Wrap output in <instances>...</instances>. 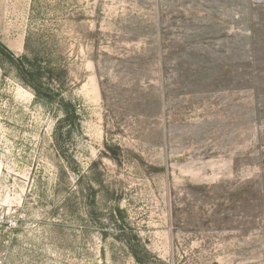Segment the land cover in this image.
I'll use <instances>...</instances> for the list:
<instances>
[{
    "label": "rangeland",
    "instance_id": "1",
    "mask_svg": "<svg viewBox=\"0 0 264 264\" xmlns=\"http://www.w3.org/2000/svg\"><path fill=\"white\" fill-rule=\"evenodd\" d=\"M0 39L65 67L86 175L0 67V264H137L116 208L164 264H264V0H0Z\"/></svg>",
    "mask_w": 264,
    "mask_h": 264
},
{
    "label": "trees",
    "instance_id": "2",
    "mask_svg": "<svg viewBox=\"0 0 264 264\" xmlns=\"http://www.w3.org/2000/svg\"><path fill=\"white\" fill-rule=\"evenodd\" d=\"M31 41L32 38L29 37L26 45L28 51L31 50ZM49 57L52 58L48 56V60H50ZM47 59H43L39 51L17 56L0 39V67L9 66L12 68L20 82L31 89L40 102L56 106L62 113L53 129L52 144L57 155L66 164L67 169L74 174H80V177L83 178L86 175H83L74 154V139L82 132L81 114L78 112L77 106L65 97L67 88L65 67ZM114 156L117 154L115 153ZM113 160L116 161L117 158L114 157ZM94 166H97L96 162ZM93 182L100 184L99 179L94 177L93 181L86 188L82 187L80 191L88 208L97 203V191ZM66 200L69 202L70 197ZM57 212L58 210L52 211V216ZM87 214L97 226L103 228V221L94 216L92 211L88 210ZM110 220L116 229L115 239L123 245L137 264H164L160 258L147 249L142 239L133 230L128 229V224L120 208L111 212ZM10 230L18 231L13 227H10ZM103 233L104 236H107L106 232Z\"/></svg>",
    "mask_w": 264,
    "mask_h": 264
}]
</instances>
